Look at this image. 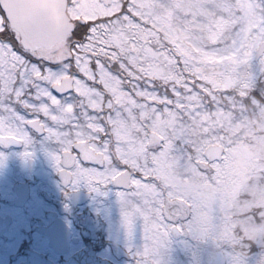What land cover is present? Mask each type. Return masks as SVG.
<instances>
[{
  "label": "snow or ice",
  "instance_id": "obj_1",
  "mask_svg": "<svg viewBox=\"0 0 264 264\" xmlns=\"http://www.w3.org/2000/svg\"><path fill=\"white\" fill-rule=\"evenodd\" d=\"M262 48L264 0H0V147L31 162L38 134L66 196L113 191L134 264H172L178 236L264 264Z\"/></svg>",
  "mask_w": 264,
  "mask_h": 264
},
{
  "label": "flooded vegetation",
  "instance_id": "obj_2",
  "mask_svg": "<svg viewBox=\"0 0 264 264\" xmlns=\"http://www.w3.org/2000/svg\"><path fill=\"white\" fill-rule=\"evenodd\" d=\"M34 139L31 162L20 145L0 147L7 156L0 167V264H134L114 192L95 197L82 187L66 196L42 138ZM185 238L192 240L173 239L166 254L172 264H226L227 249Z\"/></svg>",
  "mask_w": 264,
  "mask_h": 264
},
{
  "label": "clouds",
  "instance_id": "obj_3",
  "mask_svg": "<svg viewBox=\"0 0 264 264\" xmlns=\"http://www.w3.org/2000/svg\"><path fill=\"white\" fill-rule=\"evenodd\" d=\"M264 52V48L261 49ZM247 117L248 133L251 136L264 137V110L257 109ZM219 154V149H216ZM261 167L254 163L250 155L243 149L236 147L231 152L228 172L234 180L248 189H254Z\"/></svg>",
  "mask_w": 264,
  "mask_h": 264
},
{
  "label": "rangeland",
  "instance_id": "obj_4",
  "mask_svg": "<svg viewBox=\"0 0 264 264\" xmlns=\"http://www.w3.org/2000/svg\"><path fill=\"white\" fill-rule=\"evenodd\" d=\"M181 240V239H180ZM184 242H189V240L187 238L183 239ZM193 240H190V242ZM207 241H211V240H207ZM207 241H195V242H207ZM194 242V241H193ZM188 246H185V248H187ZM227 250H224V252L226 253ZM261 248L259 247L258 249H256L255 251L250 253L249 256V260H250V264H260V260H261ZM184 252V251H182ZM181 252V253H182ZM226 257V255H224Z\"/></svg>",
  "mask_w": 264,
  "mask_h": 264
},
{
  "label": "trees",
  "instance_id": "obj_5",
  "mask_svg": "<svg viewBox=\"0 0 264 264\" xmlns=\"http://www.w3.org/2000/svg\"><path fill=\"white\" fill-rule=\"evenodd\" d=\"M258 248H259V246H258L257 244H255V243H253V244L251 245L250 253L253 252V251H255V250L258 249Z\"/></svg>",
  "mask_w": 264,
  "mask_h": 264
}]
</instances>
